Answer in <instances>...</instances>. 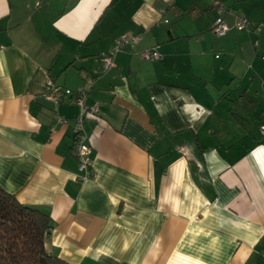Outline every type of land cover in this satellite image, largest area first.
<instances>
[{
    "label": "crops",
    "instance_id": "obj_1",
    "mask_svg": "<svg viewBox=\"0 0 264 264\" xmlns=\"http://www.w3.org/2000/svg\"><path fill=\"white\" fill-rule=\"evenodd\" d=\"M219 1L221 36L209 0H0V187L49 214L48 254L264 264V0ZM236 11L261 30L234 29ZM121 34L137 43L105 68ZM49 78L98 107L91 178L78 106L48 97Z\"/></svg>",
    "mask_w": 264,
    "mask_h": 264
},
{
    "label": "built area",
    "instance_id": "obj_2",
    "mask_svg": "<svg viewBox=\"0 0 264 264\" xmlns=\"http://www.w3.org/2000/svg\"><path fill=\"white\" fill-rule=\"evenodd\" d=\"M211 8L217 10V14L213 17L211 29L216 35H224L230 26L225 22L223 13L228 12L231 14L233 10L226 8L219 0H209ZM235 20L233 23L234 29L237 31L259 32L262 28L261 25H253L247 16L244 14L234 15ZM138 38L136 36H129L127 34H121L117 37L108 52L101 53L102 64L105 68H108L114 64L115 53L123 49L134 48ZM140 55L143 58H158L159 53L151 49H142ZM46 93L48 97L54 99L56 102L64 101L78 106V114L75 118V124L72 128V149L77 159V165L79 170V177L82 180L91 178L92 172V143L90 137L84 129L85 122L89 120H95L98 107L96 104L87 103L85 91L81 88L76 90L63 89L54 84L52 79L46 81ZM67 97V98H66ZM58 121L62 118L57 117ZM260 131L264 135V124L260 126ZM262 256H264V250H262Z\"/></svg>",
    "mask_w": 264,
    "mask_h": 264
},
{
    "label": "trees",
    "instance_id": "obj_3",
    "mask_svg": "<svg viewBox=\"0 0 264 264\" xmlns=\"http://www.w3.org/2000/svg\"><path fill=\"white\" fill-rule=\"evenodd\" d=\"M51 227L46 211L19 202L0 187V264H70L46 252Z\"/></svg>",
    "mask_w": 264,
    "mask_h": 264
},
{
    "label": "rangeland",
    "instance_id": "obj_4",
    "mask_svg": "<svg viewBox=\"0 0 264 264\" xmlns=\"http://www.w3.org/2000/svg\"><path fill=\"white\" fill-rule=\"evenodd\" d=\"M213 11H214V15H216L217 14V10L216 9H213ZM237 12V14L236 15H241L242 13H240V11H236ZM245 31V30H244ZM196 36V35H195Z\"/></svg>",
    "mask_w": 264,
    "mask_h": 264
}]
</instances>
